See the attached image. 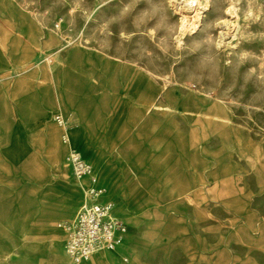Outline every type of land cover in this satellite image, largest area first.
I'll list each match as a JSON object with an SVG mask.
<instances>
[{
    "label": "rangeland",
    "instance_id": "1",
    "mask_svg": "<svg viewBox=\"0 0 264 264\" xmlns=\"http://www.w3.org/2000/svg\"><path fill=\"white\" fill-rule=\"evenodd\" d=\"M195 3L0 0V30L10 22L12 32L4 41L13 50L19 42L16 32L28 36L34 27L27 25L35 24L36 49L46 52L51 67L78 51L86 67L107 76L117 68L120 76L123 72L117 83L129 86V108L120 95L108 97L104 108L102 100L94 106L100 108L96 115L120 121L119 145L130 154L137 151L130 155L132 162L149 168L141 205L146 215L135 225L120 219L127 233L147 238L154 259L163 264H209L210 258V264H264V0ZM229 6H235L236 17L226 11ZM183 18L195 20L181 33ZM224 19L231 21L224 25ZM140 72L147 73L151 85H144ZM141 91L144 112L137 106ZM147 135L152 139L139 141ZM70 152L61 168L80 183L65 166ZM91 166L82 182L95 177ZM40 175L0 170V264H28L19 259V243L8 233L17 221L18 198L34 193L28 181ZM64 250L59 245L56 254L67 261Z\"/></svg>",
    "mask_w": 264,
    "mask_h": 264
},
{
    "label": "crops",
    "instance_id": "2",
    "mask_svg": "<svg viewBox=\"0 0 264 264\" xmlns=\"http://www.w3.org/2000/svg\"><path fill=\"white\" fill-rule=\"evenodd\" d=\"M3 26L5 29L0 30V170L42 174L37 176L39 180L28 181L34 193L18 198L17 221L11 223L13 229L8 234L19 243V259L28 264H72L68 258L66 261L58 257L56 248L65 246L67 229L60 222L76 217L84 201L83 186L84 189L93 185L101 187L103 201L117 203L113 213L126 223L135 225L146 215L141 205L145 194L143 177L149 168L132 162L130 155H136L137 151L130 154L129 148L119 145V140H123L120 121L104 114L96 115L100 108L94 106L102 100L104 108L108 97L120 95L127 99L126 108H129L128 98L132 95L129 86L117 83L120 69L104 75L99 69L83 65L84 58L78 51L60 66L51 67L45 61L46 52L38 54L36 49L35 24L27 25L34 27L28 30V36L16 32L14 39L19 42L13 50L4 41L7 33L12 32V25L6 22ZM14 26L20 30L26 28L25 24ZM139 74L145 78L144 85L152 84L147 73ZM106 78L110 81L108 87ZM144 96L141 91L136 98L142 112L146 109ZM58 117L62 123L57 122ZM148 138L152 139L147 135L139 141ZM72 150L80 152L94 166L95 181L85 178L77 183L65 176L61 165ZM143 236L126 233L120 246L96 253L79 264H163L165 260L153 258L154 248L144 242L147 238ZM209 261L212 263L211 258Z\"/></svg>",
    "mask_w": 264,
    "mask_h": 264
},
{
    "label": "built area",
    "instance_id": "3",
    "mask_svg": "<svg viewBox=\"0 0 264 264\" xmlns=\"http://www.w3.org/2000/svg\"><path fill=\"white\" fill-rule=\"evenodd\" d=\"M65 166L71 169L72 179L81 182L92 170L91 164L77 151H71ZM95 181V177L91 176ZM104 190L93 185L84 189V202L76 217L65 223L67 238L65 252L72 264L89 260L94 250L100 247H114L128 225L113 213V202L103 201Z\"/></svg>",
    "mask_w": 264,
    "mask_h": 264
},
{
    "label": "bare ground",
    "instance_id": "4",
    "mask_svg": "<svg viewBox=\"0 0 264 264\" xmlns=\"http://www.w3.org/2000/svg\"><path fill=\"white\" fill-rule=\"evenodd\" d=\"M188 4L191 6V7H193L196 3H195V0H188ZM234 7L235 6H229V7H226V11H230V13H232L235 17L237 16V13H236V11H235V9H234ZM225 11V12H226ZM200 12H197L196 14H195V16H194V18H199V16H200ZM195 20V19H194ZM194 20H192V21H190V20H188L187 18H183V19H181V25H180V32L181 33H184V32H186L187 30H189V29H191L192 27H193V25H194ZM223 22H221L222 24H224V25H226L227 23H229V21H231L230 19H224V20H222ZM218 40V39H217ZM63 121H60V123H62ZM72 151H76V150H72ZM79 153V152H78ZM80 154V153H79ZM81 155V154H80ZM82 156V155H81ZM87 190V189H86ZM81 208V207H80ZM114 209H115V207H114V205H113V212H114ZM120 240V239H119ZM119 240L116 242V245L119 243ZM116 245L114 246V247H105V246H103V247H100V248H98V249H96V250H94V252H93V254H92V256L94 255V254H96V253H99V252H103V251H105V250H107V249H114L115 247H116Z\"/></svg>",
    "mask_w": 264,
    "mask_h": 264
}]
</instances>
